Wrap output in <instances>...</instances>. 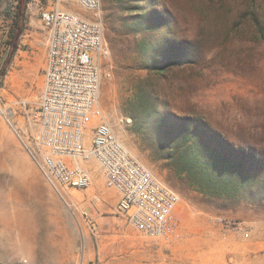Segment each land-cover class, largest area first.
Returning <instances> with one entry per match:
<instances>
[{
	"label": "rangeland",
	"instance_id": "rangeland-1",
	"mask_svg": "<svg viewBox=\"0 0 264 264\" xmlns=\"http://www.w3.org/2000/svg\"><path fill=\"white\" fill-rule=\"evenodd\" d=\"M23 1L18 29L14 0H0V54L5 69L29 61L34 76L26 94L2 79L5 105L34 103L43 82L38 9L53 0ZM100 12V106L118 139L179 195V230L170 241L149 239L117 215L118 237L100 243L67 216L0 121V264H264V198L217 197L191 184L199 176L180 164L192 153L177 143L183 133L264 178V0H100ZM93 174L79 197L92 215L114 216L117 194L96 166Z\"/></svg>",
	"mask_w": 264,
	"mask_h": 264
},
{
	"label": "built area",
	"instance_id": "built-area-1",
	"mask_svg": "<svg viewBox=\"0 0 264 264\" xmlns=\"http://www.w3.org/2000/svg\"><path fill=\"white\" fill-rule=\"evenodd\" d=\"M66 4L91 11L93 19ZM38 15L45 32L41 91L34 103L5 105L0 96V121L81 230L98 231L90 203L79 197L93 186L96 166L104 186L117 194L116 215L146 238L172 240L179 230V195L118 139L100 106L106 55L100 0H53Z\"/></svg>",
	"mask_w": 264,
	"mask_h": 264
},
{
	"label": "trees",
	"instance_id": "trees-1",
	"mask_svg": "<svg viewBox=\"0 0 264 264\" xmlns=\"http://www.w3.org/2000/svg\"><path fill=\"white\" fill-rule=\"evenodd\" d=\"M16 1V27L19 18L24 15V1ZM18 28V27H17ZM20 28V27H19ZM18 28V29H19ZM16 35L13 39L15 40ZM6 72L5 65L0 70V81ZM2 87L0 83V88ZM178 145H184L192 156L186 163L180 164L183 172L190 177L199 176L198 182L190 179L191 184L199 183L200 188H208L210 194L223 198H264V178L258 179L250 174L242 160H232L221 156L214 149L184 138L183 133ZM196 180V181H197Z\"/></svg>",
	"mask_w": 264,
	"mask_h": 264
},
{
	"label": "crops",
	"instance_id": "crops-1",
	"mask_svg": "<svg viewBox=\"0 0 264 264\" xmlns=\"http://www.w3.org/2000/svg\"><path fill=\"white\" fill-rule=\"evenodd\" d=\"M38 20H39V16H38ZM39 22H40V20H39ZM42 29H43V27H42ZM43 33H45L44 29H43ZM44 41H45V39H44ZM44 58H45V56H44ZM1 62H3L2 66H4L6 64L5 59H4L2 54H0V63ZM2 66H1V68H2ZM1 68H0V70H1ZM31 70L33 71L31 63L25 59L21 60L15 66H13V63H11L8 66V69H6L5 75L2 78L3 82H4V86L8 85L9 86L8 88H10L11 85L14 86L15 82L18 81L17 83H20V85L22 87V91H24V87H26L27 85L31 86V83L33 81L34 75H32V76L30 75ZM42 77H43V69H42ZM42 85H43V82H42ZM27 90L28 89H26V91ZM26 91H24L22 93L26 94ZM91 206L92 205L90 204L89 206H87V208L90 209ZM113 208L115 209V206ZM90 213H91V211H90ZM91 215H92V213H91ZM92 216L95 218L97 225H98V231H97V234L95 236H96V238H98L100 243L103 244L106 241H108V239L112 240L114 237H118V229L115 226L118 224V222L116 220L117 215H116L115 211H114V216H105V217H100V218H98L96 215H92Z\"/></svg>",
	"mask_w": 264,
	"mask_h": 264
},
{
	"label": "bare ground",
	"instance_id": "bare-ground-1",
	"mask_svg": "<svg viewBox=\"0 0 264 264\" xmlns=\"http://www.w3.org/2000/svg\"><path fill=\"white\" fill-rule=\"evenodd\" d=\"M2 202H4V200L0 197V207L2 206Z\"/></svg>",
	"mask_w": 264,
	"mask_h": 264
}]
</instances>
